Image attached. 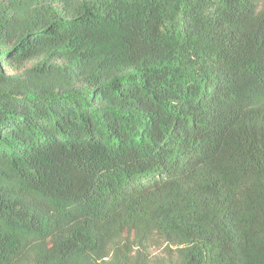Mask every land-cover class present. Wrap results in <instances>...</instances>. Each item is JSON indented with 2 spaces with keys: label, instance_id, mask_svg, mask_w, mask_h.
I'll list each match as a JSON object with an SVG mask.
<instances>
[{
  "label": "trees",
  "instance_id": "1",
  "mask_svg": "<svg viewBox=\"0 0 264 264\" xmlns=\"http://www.w3.org/2000/svg\"><path fill=\"white\" fill-rule=\"evenodd\" d=\"M0 264H264V0H0Z\"/></svg>",
  "mask_w": 264,
  "mask_h": 264
},
{
  "label": "rangeland",
  "instance_id": "2",
  "mask_svg": "<svg viewBox=\"0 0 264 264\" xmlns=\"http://www.w3.org/2000/svg\"><path fill=\"white\" fill-rule=\"evenodd\" d=\"M151 254L152 257H160L162 256V249H153Z\"/></svg>",
  "mask_w": 264,
  "mask_h": 264
}]
</instances>
